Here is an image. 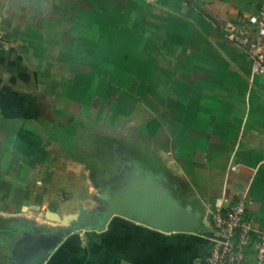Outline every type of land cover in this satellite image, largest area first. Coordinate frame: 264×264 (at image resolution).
I'll return each instance as SVG.
<instances>
[{"label":"crops","instance_id":"1","mask_svg":"<svg viewBox=\"0 0 264 264\" xmlns=\"http://www.w3.org/2000/svg\"><path fill=\"white\" fill-rule=\"evenodd\" d=\"M262 5L0 0V264H206L216 200L243 192L264 230V75L222 29ZM92 111L144 141L94 213L71 208L80 169L121 168L115 145L48 139Z\"/></svg>","mask_w":264,"mask_h":264},{"label":"built area","instance_id":"2","mask_svg":"<svg viewBox=\"0 0 264 264\" xmlns=\"http://www.w3.org/2000/svg\"><path fill=\"white\" fill-rule=\"evenodd\" d=\"M222 29L247 55L254 73L264 75V5L248 16L228 20ZM7 37L0 19V41L6 43ZM252 203L249 192L228 204L222 197L216 200L211 223L215 236H209L206 264H247L251 252L256 264H264V230L257 229L249 215Z\"/></svg>","mask_w":264,"mask_h":264},{"label":"rangeland","instance_id":"3","mask_svg":"<svg viewBox=\"0 0 264 264\" xmlns=\"http://www.w3.org/2000/svg\"><path fill=\"white\" fill-rule=\"evenodd\" d=\"M73 109L80 110V106H73ZM78 110V111H79ZM86 115V114H85ZM89 115V116H88ZM83 116L85 120L94 121L95 111H92L90 114ZM88 116V117H87ZM127 119V118H126ZM97 122V121H96ZM100 126V132L106 137L102 136L103 141L105 144H108L109 148L112 147L114 144L115 146L112 147L111 154L115 153L113 156L116 158L115 165L122 166L121 168H104L99 169L95 167V161L92 160L90 170H85L81 167L80 172L83 174V181L82 184L79 185V189L77 188L76 194L77 198H81V200H74L72 202L73 209L77 208L79 204L85 205L89 211L92 213L96 211H103L106 210L107 207L109 208L110 204V197L112 191V183L115 181L116 173L115 171L118 170L120 172H125L128 170V166L131 164L129 160L133 159L132 151L135 147L143 146L142 139H134L135 133L139 135L137 132H134V127H138V122L133 118L128 121L124 120L120 124L115 125H103ZM140 140V141H138ZM96 152H91L89 154L95 155ZM142 153H139V157H141ZM136 155H138L136 153ZM109 156V154H107ZM123 156V157H122ZM128 160L129 162H125ZM113 164V163H112ZM129 164V165H128ZM131 167L133 165H130ZM129 166V168H130ZM114 169V170H113ZM79 169L77 170V172ZM87 174V179L85 176ZM92 174L95 177L96 181H98L97 185H94L88 179V175ZM126 175V174H125ZM82 186V187H81ZM81 187V188H80ZM70 193V196H75ZM107 206V207H106Z\"/></svg>","mask_w":264,"mask_h":264},{"label":"trees","instance_id":"4","mask_svg":"<svg viewBox=\"0 0 264 264\" xmlns=\"http://www.w3.org/2000/svg\"><path fill=\"white\" fill-rule=\"evenodd\" d=\"M99 129V123L85 119H80L67 124L55 123L51 125L48 139L60 141L63 145L68 146L71 151H73L76 142L79 139L86 141L89 146H93L97 141L96 131Z\"/></svg>","mask_w":264,"mask_h":264},{"label":"water","instance_id":"5","mask_svg":"<svg viewBox=\"0 0 264 264\" xmlns=\"http://www.w3.org/2000/svg\"><path fill=\"white\" fill-rule=\"evenodd\" d=\"M207 234L209 235V236H215V234H214V232L212 231V230H209V231H207Z\"/></svg>","mask_w":264,"mask_h":264}]
</instances>
